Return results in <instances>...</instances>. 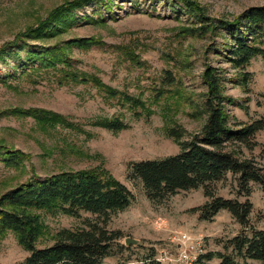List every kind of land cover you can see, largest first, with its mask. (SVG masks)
I'll list each match as a JSON object with an SVG mask.
<instances>
[{
    "label": "rangeland",
    "instance_id": "1",
    "mask_svg": "<svg viewBox=\"0 0 264 264\" xmlns=\"http://www.w3.org/2000/svg\"><path fill=\"white\" fill-rule=\"evenodd\" d=\"M66 1L72 0H0V49L29 27L38 26L40 20H45ZM191 1L213 20H231L250 7L264 6V0ZM175 2L164 0L153 7L144 0L118 1L112 17L105 13L106 22L93 23L85 20V16L98 18L95 12L99 6L95 0L75 11L79 19L60 36L44 41L27 40L42 47L79 38L100 40L101 44L90 49L68 51L73 69L88 76L89 83L60 86L59 81L64 79L55 70L27 75L22 74L21 67L16 68L14 55H8L6 63L0 60V154L10 151L25 154L21 165L14 166L6 164L0 155V196L32 177L44 179L62 172L108 171L134 194L135 200L129 208L109 218L107 229L121 231L123 237L118 243L127 249L117 250L115 256L105 260L106 264H137L152 250L157 258L161 252L167 255L165 264H183L180 259L197 256L191 252L190 245L198 242L203 254L222 252L223 243L242 230L226 211L211 221L199 220L198 215L188 213L205 203L202 188L180 191L155 205L147 199L141 184L128 178L131 163L158 160L180 151L177 141L169 135L170 129L180 132L181 141L200 132L206 121L201 108L206 100L202 75L207 67L220 73L225 96L235 101L228 106L232 122L249 124L264 119L262 58L252 59L244 71L233 68L226 56L217 53L218 48L223 52L224 44L229 41L213 32L207 35L199 32L195 36L184 33V29L200 25L194 17L185 14V5L176 3L173 9ZM129 52L138 57L136 63L140 64L129 59ZM165 72H170L174 79L171 86L163 87ZM93 77L119 94L141 98L151 114L138 108L141 115L135 116L129 103L120 101L119 97L110 98L95 86ZM159 90H164V94L155 101ZM28 109L59 114L65 123L41 129L33 118L14 112ZM106 118H120L128 128L113 132L95 124ZM256 141L264 145V131L256 135ZM244 152L263 165L259 148ZM232 184L229 178L214 185L216 193L234 198ZM251 190L250 223L252 228L264 231V192L255 183L251 184ZM42 217L47 229L38 248L51 245L52 236L61 230L87 228L88 221L102 220L84 212L79 218L47 213H42ZM186 237L190 238L189 244ZM126 239L137 243L129 245ZM28 256L12 233L0 238V264H24ZM208 264H220V261L215 259ZM246 264L263 263L248 260Z\"/></svg>",
    "mask_w": 264,
    "mask_h": 264
},
{
    "label": "trees",
    "instance_id": "2",
    "mask_svg": "<svg viewBox=\"0 0 264 264\" xmlns=\"http://www.w3.org/2000/svg\"><path fill=\"white\" fill-rule=\"evenodd\" d=\"M93 1L95 0H72L56 7L45 20L39 21L38 26L29 27L21 36L0 49V60L6 63V57L14 55L16 68L21 67L22 74L27 75L55 70L64 79L59 81L60 86L89 83L88 76L73 69L68 51L72 48L90 49L101 44L100 40L79 38L43 47L32 45L27 40L44 41L60 36L79 19L75 11ZM118 1L132 3L134 0H96L99 7L95 13L98 18L95 20L85 16V20L93 23L106 22L105 13L112 17L113 7ZM144 1L154 7L164 0ZM176 3L185 5V14L194 17L200 25L199 28L184 29V33L195 36L199 32L203 35L213 32L229 41L224 44L223 52L218 48L217 53L226 56L233 68L244 71L256 57L264 61V6L250 7L231 20H213L207 18L205 10L194 1L176 0L172 5L173 9ZM127 56L136 63L138 57L133 52H129ZM163 77V87L173 84L174 79L170 72H165ZM202 80L206 88V100L201 111L206 116V121L200 132L187 141H181L180 132L170 129L169 135L177 141L180 151L176 155L158 160L131 163L128 167V178L141 184L147 199L155 205L163 203L180 191L202 188L205 203L190 209L188 213L198 215L199 220L211 221L220 212L226 211L241 226L242 230L238 235L223 243L222 252L199 254L193 264H208L215 259L220 264H246L248 260L264 264V231L251 226L253 204L249 200L252 183L260 185L264 192V145L256 141V135L264 131V119L249 124L232 122L228 106L235 101L225 96L220 73L207 67ZM93 83L110 98L119 97L120 101L129 103L135 116L141 115L138 108L146 110L147 115L151 114L141 98L119 94L97 77H93ZM163 91H158L155 101L160 100ZM14 112L33 118L41 129L65 123V119L59 114L41 109ZM95 124L113 132L128 128L120 118H106ZM257 148L260 149L259 157L263 165L244 154L246 150L253 152ZM0 155L11 166L21 165L25 159V154L20 151L4 152ZM229 178L235 188L234 198L218 195L214 187ZM134 200V194L103 169L62 172L44 179L32 177L0 196V238L8 232L16 237L19 245L29 253L24 264H106L105 260L115 256L117 250L127 249L118 243L123 237L122 232L107 229L109 218L129 208ZM82 212L102 220L88 221L87 228L61 230L52 236L51 245L38 248L47 229L42 213L79 218ZM157 259L155 251L152 250L151 254L137 264H161Z\"/></svg>",
    "mask_w": 264,
    "mask_h": 264
},
{
    "label": "built area",
    "instance_id": "3",
    "mask_svg": "<svg viewBox=\"0 0 264 264\" xmlns=\"http://www.w3.org/2000/svg\"><path fill=\"white\" fill-rule=\"evenodd\" d=\"M186 243H188V244L190 243V238H187L186 237ZM196 243L197 244L190 245L189 248H190V250H191L192 253H195L198 256L199 254H202L203 253V250L200 247V244L198 242H196ZM197 256H195V258H192V255H190L189 258L188 257H184L183 260L180 259L179 261H182L183 264H193L194 261L196 260V257ZM157 260L159 262H161V264H165L166 261L168 260V258H167V255L165 253L161 252V254H160V256L158 257Z\"/></svg>",
    "mask_w": 264,
    "mask_h": 264
},
{
    "label": "water",
    "instance_id": "4",
    "mask_svg": "<svg viewBox=\"0 0 264 264\" xmlns=\"http://www.w3.org/2000/svg\"><path fill=\"white\" fill-rule=\"evenodd\" d=\"M126 243L129 245H135L137 242L135 240H132V239H126Z\"/></svg>",
    "mask_w": 264,
    "mask_h": 264
}]
</instances>
